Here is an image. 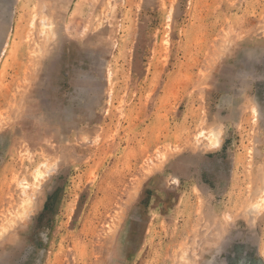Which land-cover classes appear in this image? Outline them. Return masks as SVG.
<instances>
[{
	"label": "rangeland",
	"instance_id": "rangeland-1",
	"mask_svg": "<svg viewBox=\"0 0 264 264\" xmlns=\"http://www.w3.org/2000/svg\"><path fill=\"white\" fill-rule=\"evenodd\" d=\"M0 264H264V0H0Z\"/></svg>",
	"mask_w": 264,
	"mask_h": 264
}]
</instances>
